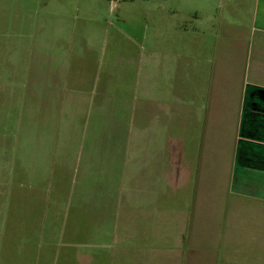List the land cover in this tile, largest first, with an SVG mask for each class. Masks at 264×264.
Listing matches in <instances>:
<instances>
[{
    "label": "rangeland",
    "instance_id": "374dc122",
    "mask_svg": "<svg viewBox=\"0 0 264 264\" xmlns=\"http://www.w3.org/2000/svg\"><path fill=\"white\" fill-rule=\"evenodd\" d=\"M253 3L0 0V264H112L132 209L123 196L136 148L152 158V150L182 145L161 133L143 142L140 120L128 118L148 72L161 74L164 90L175 81L181 100L197 104L198 116L176 135L197 150L192 164L211 162L208 210L220 211L243 64L237 39L249 34ZM226 66L229 93L216 91L212 78ZM222 99L230 105L223 119ZM187 202L205 210L192 193ZM174 206L166 200V211Z\"/></svg>",
    "mask_w": 264,
    "mask_h": 264
},
{
    "label": "crops",
    "instance_id": "0c3cea01",
    "mask_svg": "<svg viewBox=\"0 0 264 264\" xmlns=\"http://www.w3.org/2000/svg\"><path fill=\"white\" fill-rule=\"evenodd\" d=\"M237 50V65L240 59L243 64L236 78L240 80L234 104L236 130L220 211L208 210L213 188L211 162L205 158L199 168L196 160L192 164L197 150L187 147L183 137L176 135L179 125L198 116L197 104L189 98L181 100L180 85L175 81L164 90L161 74L148 72L140 90V107L133 108L135 112L131 109L128 118L140 120L137 134L143 142L146 137L155 138L154 133L157 139L161 133L163 139L178 140L182 145L178 151L175 147H161L156 154L152 150V158L143 155L145 147L136 148L132 162L135 178L126 181L128 189L123 196L127 197L126 203L129 199L132 209L123 214L125 226L119 234L123 232L124 243L115 244L111 250L112 264H264V0H254L249 34L237 39ZM192 72V81L197 83L195 69ZM232 75L227 66L214 71L215 90L229 93L234 84ZM168 78L164 80L166 85ZM216 106L221 108L223 119L230 107L228 100L217 101ZM202 108L207 111V107H201V115ZM212 115L211 110L209 117ZM211 118L207 119L209 123ZM208 147L206 150L204 146L202 155L211 151ZM131 149L128 155H132ZM169 155L170 160L166 159ZM191 193L193 205L198 200L205 203L204 211H197L187 202ZM166 200L175 204L171 210L166 211ZM150 207L153 211L148 210ZM119 216L116 213V220Z\"/></svg>",
    "mask_w": 264,
    "mask_h": 264
}]
</instances>
